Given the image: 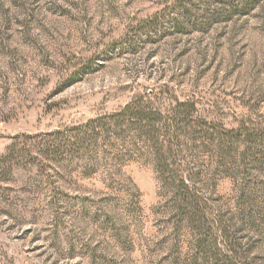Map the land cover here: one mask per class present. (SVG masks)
Returning a JSON list of instances; mask_svg holds the SVG:
<instances>
[{
	"label": "rangeland",
	"instance_id": "374dc122",
	"mask_svg": "<svg viewBox=\"0 0 264 264\" xmlns=\"http://www.w3.org/2000/svg\"><path fill=\"white\" fill-rule=\"evenodd\" d=\"M148 92L264 131V0H0V264H264L261 139L224 160L192 143L183 153L213 227L201 247L150 158L28 156L27 138Z\"/></svg>",
	"mask_w": 264,
	"mask_h": 264
},
{
	"label": "trees",
	"instance_id": "16d2710c",
	"mask_svg": "<svg viewBox=\"0 0 264 264\" xmlns=\"http://www.w3.org/2000/svg\"><path fill=\"white\" fill-rule=\"evenodd\" d=\"M160 97L161 93L154 92L138 95L111 115L45 136L27 138L33 141L25 142L27 153L32 157L34 151L36 160L43 158L57 164L91 159L92 155L99 159L98 154L103 155L106 165L110 156L116 161H125L133 154L150 158L167 206L174 210L177 218L195 227L198 247L206 246L209 242L205 237L213 230L204 222L209 208L203 191L197 187L195 175L186 173L183 153L192 143L197 150L212 147L224 160L230 154V144L238 141L248 144L260 139L262 144L264 134L259 133L264 131L246 126L240 131H229L202 118L197 104L192 101L175 99L165 108L158 102ZM16 147V144L11 145L6 157L12 159ZM249 152L247 148L244 156ZM219 227L223 233L225 229Z\"/></svg>",
	"mask_w": 264,
	"mask_h": 264
}]
</instances>
